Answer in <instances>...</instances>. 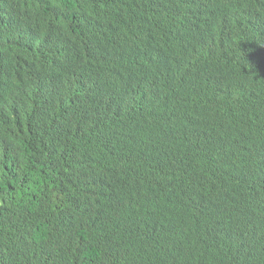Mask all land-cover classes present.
Masks as SVG:
<instances>
[{
  "label": "trees",
  "instance_id": "1",
  "mask_svg": "<svg viewBox=\"0 0 264 264\" xmlns=\"http://www.w3.org/2000/svg\"><path fill=\"white\" fill-rule=\"evenodd\" d=\"M263 17L264 0H0V264H264V160L236 97L264 76L243 33Z\"/></svg>",
  "mask_w": 264,
  "mask_h": 264
},
{
  "label": "clouds",
  "instance_id": "2",
  "mask_svg": "<svg viewBox=\"0 0 264 264\" xmlns=\"http://www.w3.org/2000/svg\"><path fill=\"white\" fill-rule=\"evenodd\" d=\"M233 19L234 18H227L222 20H233ZM198 24L200 25L201 22H198ZM228 26H234V24L220 22V29L223 30ZM245 28L246 31L243 30V33L245 37H247L248 55L254 54L259 59L264 60V17L260 20L259 26L257 28H248L246 26ZM157 29L164 32H167V30H172L165 27L162 24H159L157 26ZM177 29H179L180 32L184 31V29H180V28ZM174 33H176L178 36H180L181 34L176 31H174ZM178 39L177 38L171 39L169 45L165 47H160L158 45L150 46L148 50V54H149L148 63L160 61L162 59L171 56L178 50H181L179 47ZM184 40L186 41L185 37ZM220 40L221 42H219L218 57L221 59L223 57L225 58L228 55L227 44L229 43L230 40L228 39V36H224ZM33 41H38V39L30 38L24 42H33ZM194 49H198V53H202L205 51V46L201 41L194 40L188 51ZM242 80L243 79H240L236 83L237 86L239 85L237 88L236 97H242L247 102L248 107L249 105L253 106L254 113H251L249 110V116L246 118V120L248 122L249 128L255 130V138L252 144H256L258 146V149H256L253 146H250L247 151V156L254 161L258 159L264 160V76L262 79H259L255 82H248L246 80H243L246 83L240 84ZM206 113L208 114V116L212 114V106L207 108ZM257 238L260 243H264V238L260 236H257Z\"/></svg>",
  "mask_w": 264,
  "mask_h": 264
}]
</instances>
